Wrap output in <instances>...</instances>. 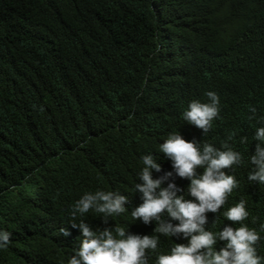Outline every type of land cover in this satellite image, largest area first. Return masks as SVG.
Instances as JSON below:
<instances>
[{
	"label": "trees",
	"instance_id": "1",
	"mask_svg": "<svg viewBox=\"0 0 264 264\" xmlns=\"http://www.w3.org/2000/svg\"><path fill=\"white\" fill-rule=\"evenodd\" d=\"M209 90L220 97V118L202 135L182 113ZM262 117L264 0H0V230L12 233L0 264H67L80 239L59 232L69 205L98 188L132 205L140 157L152 153L171 170L157 152L176 131L216 147L235 133L245 163L221 212L245 199L246 223L258 229L264 185L249 184L247 159ZM126 215L109 225L151 234L154 224ZM85 219L104 226L99 214ZM175 242L184 241L161 236L158 251Z\"/></svg>",
	"mask_w": 264,
	"mask_h": 264
},
{
	"label": "clouds",
	"instance_id": "2",
	"mask_svg": "<svg viewBox=\"0 0 264 264\" xmlns=\"http://www.w3.org/2000/svg\"><path fill=\"white\" fill-rule=\"evenodd\" d=\"M204 95L205 102L192 100L182 113L183 120L202 135L210 132L221 111L218 93L209 90ZM248 112L249 120L257 118L254 106ZM258 123L252 137L257 142L255 150L247 159V180L264 185V117ZM234 136L230 133L216 147L196 138L186 140L179 131L169 133L157 153L171 161V170L162 172L159 156L142 155L132 205L129 196L118 190L85 191L69 205V222L59 229L65 238L73 230L79 232L78 246L67 264H149L153 254L155 264H264V256L258 252L264 241V224L257 229L246 223L250 217L247 201L240 199L221 212L240 186L235 168L245 163L243 154L232 146ZM239 143L246 145L248 137L240 136ZM178 178L190 183L181 188ZM89 212L99 214L104 226L89 223L85 219ZM123 213L145 226L154 224L151 234L133 231L124 221L121 226L109 225L113 216ZM209 213L215 214L211 223ZM220 216L231 223L224 222L214 231ZM161 236L184 242L160 252ZM11 237V232L0 230V249L9 245Z\"/></svg>",
	"mask_w": 264,
	"mask_h": 264
}]
</instances>
